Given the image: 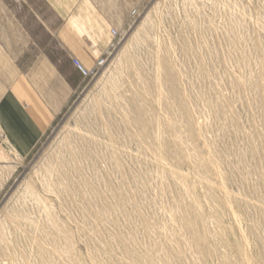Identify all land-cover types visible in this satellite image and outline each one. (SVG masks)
Wrapping results in <instances>:
<instances>
[{
	"label": "rangeland",
	"instance_id": "obj_1",
	"mask_svg": "<svg viewBox=\"0 0 264 264\" xmlns=\"http://www.w3.org/2000/svg\"><path fill=\"white\" fill-rule=\"evenodd\" d=\"M91 2L105 63L29 157L0 144V264H264V0Z\"/></svg>",
	"mask_w": 264,
	"mask_h": 264
},
{
	"label": "crops",
	"instance_id": "obj_2",
	"mask_svg": "<svg viewBox=\"0 0 264 264\" xmlns=\"http://www.w3.org/2000/svg\"><path fill=\"white\" fill-rule=\"evenodd\" d=\"M28 1L0 0L1 151L22 158L35 151L78 93L84 78L72 59L92 70L109 51L107 27H115L112 3L41 0L33 6ZM16 7L28 9L33 22L20 18ZM13 170L0 169L1 183Z\"/></svg>",
	"mask_w": 264,
	"mask_h": 264
},
{
	"label": "built area",
	"instance_id": "obj_3",
	"mask_svg": "<svg viewBox=\"0 0 264 264\" xmlns=\"http://www.w3.org/2000/svg\"><path fill=\"white\" fill-rule=\"evenodd\" d=\"M131 14H135V11H132ZM110 34L113 37H115L117 35V32L115 31V29H111ZM105 63V59L104 58H100L97 62L95 67L92 70H87V68H85L80 61H78L77 59H72V65L76 68V70L80 73V75L84 78V79H90L93 76L96 75L97 71L100 69V67L103 66V64ZM5 141V137L1 131L0 133V144H3Z\"/></svg>",
	"mask_w": 264,
	"mask_h": 264
}]
</instances>
